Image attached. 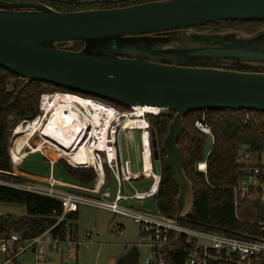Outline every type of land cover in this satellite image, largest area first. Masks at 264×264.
I'll use <instances>...</instances> for the list:
<instances>
[{
	"label": "water",
	"instance_id": "95a60500",
	"mask_svg": "<svg viewBox=\"0 0 264 264\" xmlns=\"http://www.w3.org/2000/svg\"><path fill=\"white\" fill-rule=\"evenodd\" d=\"M70 4L126 0H55ZM219 22H264V0H164L124 8L60 13L0 1V68L26 82L52 84L128 108L174 113L160 147L178 190L176 220L193 207L177 145L194 112L264 114V28L217 33ZM80 51H72L75 42Z\"/></svg>",
	"mask_w": 264,
	"mask_h": 264
},
{
	"label": "trees",
	"instance_id": "16d2710c",
	"mask_svg": "<svg viewBox=\"0 0 264 264\" xmlns=\"http://www.w3.org/2000/svg\"><path fill=\"white\" fill-rule=\"evenodd\" d=\"M39 1V0H38ZM47 7L60 13L80 12L86 10H108L124 8L162 0H128L115 3H81L70 4L55 0H40ZM264 22H219L194 28L198 32L217 33L241 26L258 28ZM251 28H247L250 29ZM248 31V30H247ZM249 33V32H248ZM83 43H74L72 51H80ZM55 92L95 99L122 112L130 108L110 101L74 93L52 84L21 81L9 71L0 68V174L13 176V166L8 154V140L16 122L33 120L39 115V98L43 94ZM203 114L194 112L183 118L184 131L177 142L183 165V171L192 184L193 207L184 223L209 230H218L234 236L261 238L262 232L258 224H264V204L258 199L235 200L232 188L244 174L243 165L239 163L243 154H262L264 151V114L249 111H207L205 122L210 127L213 143L205 153L208 139L196 127L195 122ZM174 113L148 115L150 130L160 147L168 133V126ZM206 159V174L197 171V164ZM165 155L159 150V158L153 160L159 165L160 183L154 197L156 209L164 215L176 216L175 199L178 190L172 181L171 174L164 163ZM24 160V159H23ZM22 160V162H23ZM21 162V163H22ZM63 171L71 182L82 187H89L95 180L92 169L72 168L63 160H58ZM54 163V164H55ZM0 203L17 204L25 208L22 218L11 215H0V238L16 235L21 241L36 237L50 230L61 213L58 200L38 196L8 187L0 186ZM77 211L72 210L66 220H76ZM71 227H73L71 225ZM63 224L51 230L52 235L64 238ZM75 239V233H74ZM138 252L132 248L118 264H137ZM184 255L181 249L167 258V264H183ZM13 264H16L14 261ZM211 264H235L223 260H215ZM251 264H264V261Z\"/></svg>",
	"mask_w": 264,
	"mask_h": 264
},
{
	"label": "built area",
	"instance_id": "2783aa9c",
	"mask_svg": "<svg viewBox=\"0 0 264 264\" xmlns=\"http://www.w3.org/2000/svg\"><path fill=\"white\" fill-rule=\"evenodd\" d=\"M18 79L25 81L19 77ZM52 96L47 94L40 96L41 111H43L41 101L50 99ZM92 101L101 103L110 110V119L102 127L98 126L95 135L91 136L90 132L93 130V126L89 124H86L90 126L89 130L82 132L80 137L81 148L85 147V150L89 152V163L85 162L75 166L58 156L55 150L42 148L37 152L48 160L51 166V174L44 182L23 180L14 171L13 176L0 174V186L58 200L61 205V213L57 216L53 228L63 224L65 231L64 238L52 235L51 230L53 228L24 241H21L16 235L0 238V264H13L14 261L17 263L18 258L26 252L31 254L32 264H45L48 254L52 252L63 254L64 246L66 247V255L70 256L71 247L75 243L73 241L75 230L67 223L66 216L79 206L104 210L130 219L138 228L139 241L136 246L147 250L144 264H167L168 256L178 248L184 255L183 264H211L215 260L234 262L235 264L264 261V224H258L263 235L261 238L234 236L218 230L191 226L184 221L179 222L175 217H168L158 210L155 213L140 210L135 204L154 198L160 183V175L155 173L153 168L149 123L144 121L143 127H137L135 124L125 126L120 121L121 117L125 118L120 112L100 101ZM46 114L45 112L44 115ZM38 118L39 115L33 120H22L20 125H25L27 128L30 123L38 120ZM195 127L210 139L212 145L213 135L205 122L204 113L201 119L195 122ZM126 131L136 132L139 135L138 148L141 164L139 172L133 171L131 162L128 159L123 160L121 157L120 136ZM11 136L8 140V154L14 170L15 166L21 164L26 154L34 152L33 147L29 144L33 135L26 140L20 150L12 145V138L17 137L14 135V130ZM24 147L28 148L27 152L23 151ZM44 149H48L56 157L64 159L72 168L92 169L96 175L93 184L89 187L76 184L66 185L64 182L54 179L52 177V165L57 160H53L44 154L42 152ZM207 155L196 167L197 171L204 175L206 174ZM250 156L248 153L241 156L239 163L243 165L244 174L237 185L232 188V192L235 200L237 198L258 199L264 204V164L260 160L256 164H252ZM107 178H113L115 182L114 195L108 188L109 181ZM141 179L150 180L149 188L146 191H137L133 188V192L130 193L127 186H132L131 182ZM121 202H124L125 205H121ZM113 232L121 234L122 229L114 227Z\"/></svg>",
	"mask_w": 264,
	"mask_h": 264
},
{
	"label": "rangeland",
	"instance_id": "374dc122",
	"mask_svg": "<svg viewBox=\"0 0 264 264\" xmlns=\"http://www.w3.org/2000/svg\"><path fill=\"white\" fill-rule=\"evenodd\" d=\"M247 28L251 27L241 26L230 30H223L221 32L237 30L245 33H253L261 28H264V25L259 26L256 29L251 28V30ZM56 94L62 96L67 93L55 92L47 95L55 96ZM78 97L86 99L81 96ZM48 100L51 101V98L47 99V101ZM89 100L92 101L95 99L89 98ZM57 102L59 103L56 106L52 108L50 107V110L48 109V113L47 110H44L45 106L43 109L41 107L43 111L40 110L39 101V118L37 121L39 122V126L41 125L40 127H42L43 129L47 126L49 120L52 118V115L55 113L58 106L62 104L61 100H58ZM114 109L120 112V114L125 117L120 118L122 124H124V120L126 118H132L136 114V110H134L133 108H130L129 110L124 112L116 108ZM45 112L47 113L46 115H44ZM157 114L161 113L156 112V114H146L143 116L142 121L148 122L146 118L148 115L154 116ZM134 119L137 118L134 117ZM20 124V121L15 123L11 130L10 136L12 135V131H15L18 126H23V129H26L25 125ZM31 135H33V137L29 144L33 147V149L37 148V145L41 141L40 131L36 132L35 134H30L29 132H26L24 134L15 135L17 137L12 138V145L16 146L17 150H20V148L25 144L26 140L29 139ZM136 135L139 137L138 133H136ZM122 136L123 134L120 136V139L122 138ZM127 146L123 141L119 142L121 157L123 160H131L133 171L139 172L141 169L140 161L137 159L138 157L134 156L133 153L130 152V150L128 149L129 146ZM210 148L211 141L208 138L205 143V153H207ZM49 149L54 150L53 147ZM23 151L27 152L28 148L24 147ZM42 152L50 158H53V160H63L66 163L64 159L56 157L55 154H53L48 149H44ZM58 156L62 157L61 155ZM258 160H260V162L264 164V151L262 154H251L250 162L252 164H256ZM66 164L68 165V163ZM78 164H81V162L78 161ZM16 170L18 172L17 174L23 173L26 175L37 177H48L51 174L50 162L46 160L39 152L26 154L23 162L18 166ZM158 170L159 165L157 162H155V173H159ZM23 177L27 180V177ZM52 177L61 182H71V180L63 171L61 165L58 162L52 165ZM107 180L109 181L108 188L111 194L114 195V192L116 190L115 182L113 178H107ZM131 184L132 186H127L128 191L130 193L133 192V188L140 191H146L150 185V180L141 179L140 181L131 182ZM121 205H125V203L121 202ZM135 205L140 210L146 212L155 213L157 210L154 198L147 199L142 203ZM77 210L78 212L76 220H67V223L72 225L75 230V240L73 239L75 243L71 247L70 256L66 255V247L64 246L63 254L59 252H52L49 256H47V264H118V262L129 253V251L132 249V246L137 245L139 241L138 228L131 222L130 219L91 207L79 206ZM25 214V208L23 206L17 204L0 203V215H11L12 217L22 218L25 216ZM114 227H120L122 229V233H114ZM136 247L138 252L137 264H144V259L147 256V250L143 247ZM24 257L28 258V261H30L31 254L29 252H26L23 254V258Z\"/></svg>",
	"mask_w": 264,
	"mask_h": 264
},
{
	"label": "bare ground",
	"instance_id": "6f19581e",
	"mask_svg": "<svg viewBox=\"0 0 264 264\" xmlns=\"http://www.w3.org/2000/svg\"><path fill=\"white\" fill-rule=\"evenodd\" d=\"M58 100H61L62 104L58 106L56 111L54 110L55 113L44 129L40 127L41 125L39 126V122L36 120L30 123L26 129H23V126H18L14 131V135L26 132L35 134L40 131L41 141L37 145V148L34 149V152L42 148L53 147L57 152L56 154L61 155V158H64L75 166L85 162L89 163V152L85 150V147L81 148L82 141L80 142V137L83 130H86V132L89 130V125L93 126V130L90 132L91 136L95 135L98 126L102 127L108 123L110 110L106 109L101 103L82 99L71 94L52 96L51 101L43 99L41 107L43 109L45 106L44 110L48 112L50 107L52 108L59 103L57 102ZM133 109L136 110V114L132 118L124 120L125 126L135 124L137 127H143L144 121H142V116L156 114L157 112L156 109L149 107H133ZM134 117L137 119H134ZM86 124H89V127ZM16 160L18 161V159ZM78 161L81 164H78Z\"/></svg>",
	"mask_w": 264,
	"mask_h": 264
},
{
	"label": "crops",
	"instance_id": "0c3cea01",
	"mask_svg": "<svg viewBox=\"0 0 264 264\" xmlns=\"http://www.w3.org/2000/svg\"><path fill=\"white\" fill-rule=\"evenodd\" d=\"M120 141H123L126 146L128 145L129 146L128 149L130 150V152L133 153L134 156L138 157L137 159L140 161L139 153H138V136L136 135V132H125L123 134L122 138L120 139ZM129 161L131 162V160H129ZM17 168H18V166H15L14 172H15V174L18 177L22 178L23 180H26L23 177V176H25V177H27L28 181L39 182V183L41 182L42 183L47 178V177H37V176L26 175V174H23V173H19L20 174L19 175V174H17L18 173L17 170H16ZM65 184L67 185V184H70V183H65ZM65 189H68V188L65 187ZM137 191H140V190H137ZM77 209L78 208H76L75 210L78 212ZM132 248H135L137 250L136 246H132ZM50 254H48L47 256H49ZM47 256H46L45 264H47ZM16 264H32V261H31V258H30V261H28V258H25V257L23 258V255H22V256H20L18 258V261H17Z\"/></svg>",
	"mask_w": 264,
	"mask_h": 264
},
{
	"label": "flooded vegetation",
	"instance_id": "af4514ba",
	"mask_svg": "<svg viewBox=\"0 0 264 264\" xmlns=\"http://www.w3.org/2000/svg\"><path fill=\"white\" fill-rule=\"evenodd\" d=\"M0 1L5 2V3H11V4H14V3H34V4L45 5L40 0L39 1L38 0H0ZM162 1H164V0H162Z\"/></svg>",
	"mask_w": 264,
	"mask_h": 264
}]
</instances>
